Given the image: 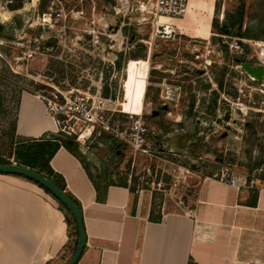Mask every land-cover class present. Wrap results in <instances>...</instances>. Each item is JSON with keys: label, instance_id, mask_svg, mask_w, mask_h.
I'll list each match as a JSON object with an SVG mask.
<instances>
[{"label": "rangeland", "instance_id": "rangeland-1", "mask_svg": "<svg viewBox=\"0 0 264 264\" xmlns=\"http://www.w3.org/2000/svg\"><path fill=\"white\" fill-rule=\"evenodd\" d=\"M241 2L192 0L172 21L177 34L161 38L154 0H0V151L42 139L76 143L98 181L149 196L161 212L187 207L202 178L264 185V83L249 81L237 61L264 39V0H243L247 36L219 31ZM72 92L73 108L101 109L91 135L71 112L80 141L18 134L24 97L45 108V99L62 103ZM131 117L146 129L141 146Z\"/></svg>", "mask_w": 264, "mask_h": 264}, {"label": "crops", "instance_id": "crops-1", "mask_svg": "<svg viewBox=\"0 0 264 264\" xmlns=\"http://www.w3.org/2000/svg\"><path fill=\"white\" fill-rule=\"evenodd\" d=\"M22 109L18 134L38 139L56 133L37 97H24ZM49 166L81 207L87 241L77 264H264V185L202 178L187 207L161 212L149 196L137 198L128 187L98 181L62 145ZM57 201L31 180L0 174V264L71 259L64 253L66 214Z\"/></svg>", "mask_w": 264, "mask_h": 264}, {"label": "built area", "instance_id": "built-area-1", "mask_svg": "<svg viewBox=\"0 0 264 264\" xmlns=\"http://www.w3.org/2000/svg\"><path fill=\"white\" fill-rule=\"evenodd\" d=\"M155 1V14L150 17L152 23V29L156 36L161 38H171L175 36L178 32V27L172 23V21L180 20L189 11V6L191 0H154ZM251 54L250 56L245 57L246 62L254 63L255 66H261L264 68V39L258 41H251ZM241 60V59H240ZM253 65V64H252ZM253 65V66H254ZM241 66H239L240 68ZM248 75V74H247ZM249 81L258 82L253 77L248 75ZM173 89L167 88L165 91L166 99H169L173 94ZM72 93H69L68 96H63L64 102L60 103L57 100V96H54V99H45V109L46 113L51 117L56 126V133H64L65 135L72 136L75 135L78 141H80L84 135H78L77 129L74 128V125L71 126L68 124V121L72 119L66 117L69 115V112L74 116L81 117V121L86 127L84 134L89 132L91 135L93 133L95 124L98 122V119L101 118L99 115L101 109L96 107L94 112L92 109L87 108H73ZM76 102L77 100L74 99ZM80 101L84 102V98H80ZM71 104V105H70ZM100 104V103H99ZM99 106V105H98ZM65 116V117H64ZM61 118V119H60ZM64 118V119H63ZM132 119V117H131ZM82 130V129H81ZM81 130L79 132H81ZM146 129L143 127L142 123L139 120H133L130 127V135L135 139L136 146H141L143 142ZM89 135V136H90ZM221 183L230 184V185H239L240 187L253 188V182L249 183H235L234 181H227L225 178L218 180Z\"/></svg>", "mask_w": 264, "mask_h": 264}, {"label": "trees", "instance_id": "trees-1", "mask_svg": "<svg viewBox=\"0 0 264 264\" xmlns=\"http://www.w3.org/2000/svg\"><path fill=\"white\" fill-rule=\"evenodd\" d=\"M241 1L242 2L240 3V6L237 8L236 14L230 18L227 24V28L231 31L232 36L239 37V38L243 36H247V34L242 32L245 5L243 3V0ZM215 22L216 21L213 22L214 27L216 26ZM219 31L221 33L222 32L224 33L222 28L221 29L219 28ZM119 64L120 63L118 62V65ZM75 144L71 146V145H68L67 143H60L59 141H52L48 139L34 140V141H31V143L20 142L19 150L10 148L8 153H4L0 151V165L1 164L3 165L13 164L10 159L12 158L13 155L17 154L16 155L17 161L15 162L17 165L29 168L51 179L52 182H54V184L57 187H59L63 192H65L70 197V199L78 206V208L81 211V207L78 201L66 190V185L63 179L59 177L58 175H56L50 169V166H49V160L53 157L54 153L56 152V149L59 146L62 145L65 148H67L70 152L73 153L75 152L73 150V147L75 146ZM6 154H8V156H6ZM262 179L264 181V178ZM99 180L105 183L103 177L100 176ZM120 186H123V185H120ZM46 192L50 194L48 191ZM256 197H257V192H255L254 194V204H256V199H257ZM57 202L60 204L61 209L66 214V222L68 225L69 242H68V245L66 246L64 253H67L69 251L70 252L69 256H71L74 253L75 247L77 245V240H78L77 228H76L75 222L71 214L69 213V211L59 201ZM157 220H160V218H158ZM67 262L68 260H66L65 264ZM189 264H194V263L190 262Z\"/></svg>", "mask_w": 264, "mask_h": 264}, {"label": "water", "instance_id": "water-1", "mask_svg": "<svg viewBox=\"0 0 264 264\" xmlns=\"http://www.w3.org/2000/svg\"><path fill=\"white\" fill-rule=\"evenodd\" d=\"M226 25H223L221 28L224 31V34L230 35V30L226 28ZM239 46L242 45L240 41L237 43ZM241 63V69L248 74L249 76L253 77L259 83H264V68L261 66H253L250 62L245 61V56L242 59L238 60ZM0 174H8V175H17L24 177L28 180L35 182L36 184L43 187L46 191H48L56 200H58L71 214L76 228H77V245L75 247L74 253L71 259L68 261L67 264H77L83 250L86 245L87 237L83 223V215L78 206L70 199V197L63 192L59 187H57L54 182L48 177L33 171L29 168L19 166L16 164H7V165H0Z\"/></svg>", "mask_w": 264, "mask_h": 264}, {"label": "bare ground", "instance_id": "bare-ground-1", "mask_svg": "<svg viewBox=\"0 0 264 264\" xmlns=\"http://www.w3.org/2000/svg\"><path fill=\"white\" fill-rule=\"evenodd\" d=\"M153 15L155 14V1H154V3H153Z\"/></svg>", "mask_w": 264, "mask_h": 264}]
</instances>
